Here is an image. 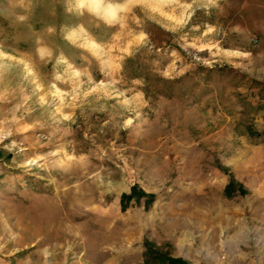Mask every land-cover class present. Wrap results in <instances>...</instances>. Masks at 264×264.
<instances>
[{"label": "rangeland", "instance_id": "1", "mask_svg": "<svg viewBox=\"0 0 264 264\" xmlns=\"http://www.w3.org/2000/svg\"><path fill=\"white\" fill-rule=\"evenodd\" d=\"M174 261L264 264V0H0V264Z\"/></svg>", "mask_w": 264, "mask_h": 264}, {"label": "trees", "instance_id": "2", "mask_svg": "<svg viewBox=\"0 0 264 264\" xmlns=\"http://www.w3.org/2000/svg\"><path fill=\"white\" fill-rule=\"evenodd\" d=\"M172 261H173V260H172ZM176 262H177V261H174L173 264L176 263Z\"/></svg>", "mask_w": 264, "mask_h": 264}]
</instances>
